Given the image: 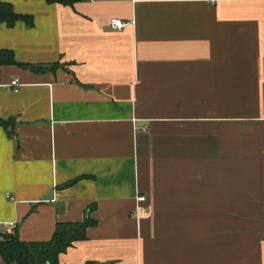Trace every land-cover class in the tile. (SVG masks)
Wrapping results in <instances>:
<instances>
[{
  "label": "crops",
  "instance_id": "1",
  "mask_svg": "<svg viewBox=\"0 0 264 264\" xmlns=\"http://www.w3.org/2000/svg\"><path fill=\"white\" fill-rule=\"evenodd\" d=\"M2 1L34 26L0 50L58 67L0 68L1 232L97 222L60 264L264 260V0Z\"/></svg>",
  "mask_w": 264,
  "mask_h": 264
},
{
  "label": "trees",
  "instance_id": "2",
  "mask_svg": "<svg viewBox=\"0 0 264 264\" xmlns=\"http://www.w3.org/2000/svg\"><path fill=\"white\" fill-rule=\"evenodd\" d=\"M81 0H47L49 5L59 4L64 7H74ZM0 21L10 28L19 22H24L28 27L33 28L34 18L29 15H19L14 11L11 3L0 0ZM16 66L21 69H28L33 72H44L54 70L53 67H35L28 64H20L13 51L0 50V68ZM0 126L7 131L13 130L14 120L5 121L0 118ZM97 225L94 220L86 219L82 223H59L53 239L46 242H24L19 237L17 229L13 232L0 231V254L8 264H60V256L65 254L76 242H83L88 239L87 232L90 227Z\"/></svg>",
  "mask_w": 264,
  "mask_h": 264
},
{
  "label": "built area",
  "instance_id": "3",
  "mask_svg": "<svg viewBox=\"0 0 264 264\" xmlns=\"http://www.w3.org/2000/svg\"><path fill=\"white\" fill-rule=\"evenodd\" d=\"M111 27L114 30L117 31H123L124 29H126L128 27V24H125L122 20L118 19V18H113L110 23ZM11 86H18V82L17 81H13ZM144 131L148 130V126L146 125L145 127H143ZM147 202L146 197H139L137 199V212L140 216H148L149 214V210L148 208H146L144 206V204ZM13 227V226H12ZM14 230V228L12 229Z\"/></svg>",
  "mask_w": 264,
  "mask_h": 264
},
{
  "label": "rangeland",
  "instance_id": "4",
  "mask_svg": "<svg viewBox=\"0 0 264 264\" xmlns=\"http://www.w3.org/2000/svg\"><path fill=\"white\" fill-rule=\"evenodd\" d=\"M260 247H258V245L252 246V245H243L244 248V264H264V260H255L253 262L252 260V253H255L256 251H258V249L261 248L262 245H259ZM229 264H232L229 262Z\"/></svg>",
  "mask_w": 264,
  "mask_h": 264
}]
</instances>
